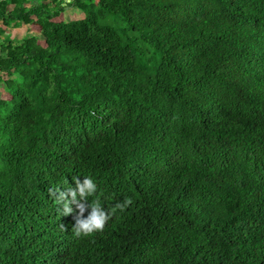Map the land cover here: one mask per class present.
Segmentation results:
<instances>
[{"label": "trees", "instance_id": "obj_1", "mask_svg": "<svg viewBox=\"0 0 264 264\" xmlns=\"http://www.w3.org/2000/svg\"><path fill=\"white\" fill-rule=\"evenodd\" d=\"M0 264H264V0H0Z\"/></svg>", "mask_w": 264, "mask_h": 264}, {"label": "clouds", "instance_id": "obj_2", "mask_svg": "<svg viewBox=\"0 0 264 264\" xmlns=\"http://www.w3.org/2000/svg\"><path fill=\"white\" fill-rule=\"evenodd\" d=\"M78 184L79 196L86 198L87 195L94 193L96 191L97 185L91 176H84L83 182H80L79 177L76 178ZM77 191H72L71 195L73 199L79 202V196ZM130 202V200L128 201ZM81 211H84V206L80 205ZM91 212L87 218H81L77 222L76 232L79 234L81 231L88 233L95 229H102L104 227L105 221L109 217L108 211L98 202H93L90 205ZM119 207H124L123 204ZM115 209H113L114 211Z\"/></svg>", "mask_w": 264, "mask_h": 264}, {"label": "crops", "instance_id": "obj_3", "mask_svg": "<svg viewBox=\"0 0 264 264\" xmlns=\"http://www.w3.org/2000/svg\"><path fill=\"white\" fill-rule=\"evenodd\" d=\"M28 34L39 36V34L37 35V33L32 29L30 25L22 24L19 27L7 28L6 34L5 36H2V39H5L7 37L12 40H21Z\"/></svg>", "mask_w": 264, "mask_h": 264}, {"label": "rangeland", "instance_id": "obj_4", "mask_svg": "<svg viewBox=\"0 0 264 264\" xmlns=\"http://www.w3.org/2000/svg\"><path fill=\"white\" fill-rule=\"evenodd\" d=\"M47 1H50V0H47ZM83 17H84V13L83 12H81L80 10H78L76 8H72V7L68 8L66 10L65 14H64L65 20L81 19ZM28 35H31V34H28Z\"/></svg>", "mask_w": 264, "mask_h": 264}]
</instances>
